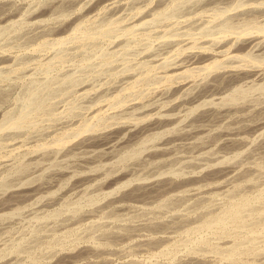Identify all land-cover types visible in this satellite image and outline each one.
Wrapping results in <instances>:
<instances>
[{"label":"rangeland","instance_id":"obj_1","mask_svg":"<svg viewBox=\"0 0 264 264\" xmlns=\"http://www.w3.org/2000/svg\"><path fill=\"white\" fill-rule=\"evenodd\" d=\"M118 1L0 0V264H264V0ZM214 58L226 68L198 70ZM178 62L192 76L168 80ZM209 106L230 112L198 121L217 136L190 147L178 137ZM230 128L246 143H223Z\"/></svg>","mask_w":264,"mask_h":264},{"label":"bare ground","instance_id":"obj_2","mask_svg":"<svg viewBox=\"0 0 264 264\" xmlns=\"http://www.w3.org/2000/svg\"><path fill=\"white\" fill-rule=\"evenodd\" d=\"M70 1H71V0H70ZM239 1H240V0H239ZM114 2H116V0H114ZM118 2H119V1L117 0V4H118ZM240 2L243 3L242 1H240ZM240 2H239V4H240ZM66 3H67V2H66ZM245 3H247V2L245 1ZM245 3H244V5H246ZM256 3H257V2H256ZM108 4L111 5L110 3H108ZM108 4H107V6H109ZM177 4H178V3H177ZM258 4H259V2H258ZM261 4H263V3H260V4H259L260 7H261ZM52 5H53L52 7L54 8V4H52ZM55 5H56V4H55ZM113 5H114V3L112 2V6H113ZM174 5H176V4L174 3L173 6H174ZM253 5H254V4H253ZM256 5H257V4H256ZM105 6H106V5H105ZM239 6H241V5H239ZM52 7H51V8H52ZM242 7H243V6H242ZM242 7H241V8H242ZM257 7H258V6H257ZM58 8H59V7H58ZM58 8H57V10H58ZM109 8H110V6H109ZM173 8H174V7H173ZM250 8H252V7H249V9H250ZM59 9H60V8H59ZM232 9H233V8H232ZM247 9H248V8H247ZM249 9H248V10H249ZM253 9H255V8L253 7ZM253 9H252V11H253ZM115 10H117V9H114V11H115ZM229 10H230V9H229ZM241 10H242V9H241ZM245 10H246V9H245ZM245 10H244V11H245ZM250 10H251V9H250ZM250 10H249V11H250ZM263 10H264V9H263ZM114 11H113V12H114ZM246 11H247V10H246ZM246 11H245V12H246ZM258 11H259V10H258ZM261 11H262V8H261ZM261 11H259V12H261ZM111 12H112V11H111ZM226 12H227V10H226ZM239 12H240V10H239ZM245 12H243V14H244ZM256 12H257V11H256ZM253 13L255 14V10L253 11ZM155 14H156V13H155ZM161 14H162V13H161ZM227 14H228V13H227ZM232 14H233V13H232ZM235 14H236V12H235ZM235 14H234V15H235ZM238 14H239V13H237L236 16H237V17H238V16L240 17L241 15H238ZM240 14H241V13H240ZM247 14H249V13H247ZM251 14H252V13H251ZM257 14H258V12H257ZM257 14H256V15H257ZM259 14H261V13H259ZM262 14H264V13H262ZM224 15H226V14H224ZM229 15H230V12H229L228 16H229ZM234 15H233V16H234ZM245 15H246V14H245ZM245 15H243L244 17L242 16V19L244 18V20H245L246 17H247V18H252V17H251L252 15H251V16L249 15V17H248L247 15H246V17H245ZM256 15H255L252 19H254L255 17H257ZM230 16H231V15H230ZM233 16H232V17H233ZM236 16H235V17H236ZM259 16H260V15H259ZM262 16L264 17V15H262ZM239 17H238V18H239ZM260 17H261V16H260ZM226 18L228 19L227 16H226ZM226 18H225V20H226ZM233 18H234V17H233ZM233 18L231 19V17H230L231 20H229V23H232ZM257 18H258V17H257ZM223 19H224V18H223ZM223 19H222V20H223ZM236 19H237V18H236ZM258 19H259V18H258ZM263 19H264V18H263ZM114 20H115V19H114ZM219 20H220V19H219ZM239 20H240V19H239ZM111 21H112V20H111ZM111 21H110V22H111ZM220 21H221V20H220ZM230 21H231V22H230ZM241 21H242V20H241ZM252 21H253V20H252ZM117 22H118V21H117ZM222 22H228V21H224V20H223ZM242 22H243V21H242ZM250 22H251V21H250ZM255 22H257V21L255 20ZM262 22H263V21H262ZM262 22H261V24H262ZM113 23H114V22H113ZM115 23H116V20H115ZM217 23H218V22H217ZM217 23H216V24H217ZM245 23H246V22H245ZM251 23H252V24L248 23V24L250 25V27H251V25H253V22H251ZM38 24H39V23H38ZM109 24H110V26L112 25L111 27L114 26V25L111 24V23H109ZM144 24H145V22H144ZM212 24H215V22L212 23ZM212 24H211V25H212ZM218 24H219V23H218ZM221 24H222V23H221ZM224 24H225V23H224ZM224 24H223V25H224ZM211 25H210V26H211ZM230 25H233V24H230ZM249 25H246V26L249 27ZM254 25H255V24H254ZM262 25H263V24H262ZM106 26H108V25H106ZM106 26H105V27H106ZM116 26H118V25H116ZM133 26H135V25H133ZM207 26H208V25H207ZM220 26H222V25H220ZM243 26H244V25H243ZM263 26H264V25H263ZM125 27H127V25H125ZM128 27H130V26H128ZM213 27H214V26H213ZM222 27H223V26H222ZM231 27H232V26H231ZM231 27H230V28H229V27L227 28V29H229V30H228L229 32L232 31V30H230V29H232ZM244 27H245V26H244ZM244 27H242V28H244ZM250 27H249V28H250ZM255 27H256V26H255ZM257 27H258V26H257ZM257 27H256V28H257ZM41 28H42V27H41ZM106 28H107V27H106ZM109 28H110V27L108 26V29H109ZM113 28H114V27H113ZM217 28H218V27H217ZM245 28H247V27H245ZM259 28H260V27H259ZM115 29H116V27H115ZM124 29H125V28H123V30H124ZM128 29H129V28H128ZM211 29H213V28H211ZM227 29H226V31H224V30L221 31V29H219V30H220V31H219V30L216 29V32L218 31V34H219V35H222V34H220V33L223 32V31H224V33L227 32V34H229L228 31H227ZM247 29H248V28H247ZM253 29L255 30L254 27H253ZM101 30H102V29H101ZM104 30H105V29H104ZM200 30H201V29H200ZM243 30H244V29H243ZM250 30H251V29H250ZM262 30H263V29H262V27H261V32L264 31V30H263V31H262ZM110 31H113V29H112V30L109 29V33H110ZM131 31H132V30H131ZM209 31H210V30H209ZM213 31H214V30H212V31H210V32H213ZM240 31H241V30H240ZM240 31H238V32H240ZM245 31H246V29H245ZM257 31H259V30H257ZM98 32H99V31H98ZM104 32H105V31H104ZM104 32H103V30H102V34H103ZM106 32H108V31H106ZM106 32H105V33H106ZM123 32H124V31H123ZM125 32H126V30H125ZM125 32H124V33H125ZM251 32H252V31H251ZM74 33H75V32H74ZM85 33H86V32H85ZM93 33H94V32H93ZM93 33H92V34H93ZM99 33H100V32H99ZM245 33H247V32H245ZM255 33H256V32H255ZM255 33H254V34H255ZM106 34H107V33H106ZM125 34H126V33H125ZM146 34H147V33H146ZM207 34H208V31H207ZM213 34H214V37L212 36L213 38L210 36V39H211V40H212V39H215V35H216V34H215V31L213 32ZM231 34L233 35V32H232ZM235 34H236V36L239 35V34H237L236 32H235ZM235 34H234V36H235ZM241 34H244V33L241 31ZM241 34H240V35H241ZM257 34H258V33H257ZM259 34H260V32H259ZM69 35H70V34H69ZM69 35H68V36H69ZM71 35H72V33H71ZM89 35H91V34L89 33ZM89 35H86V37L89 36ZM96 35H97V34H96ZM98 35H99V34H98ZM100 35H101V33H100ZM199 35H200V34H199ZM205 35H206V33H205ZM229 35H230V34H229ZM246 35H247V34H245V36H246ZM250 35H252V33L249 34L248 36H250ZM262 35H263V33H262ZM66 36H67V35H66ZM66 36H65V37H66ZM76 36H77V35H76ZM83 36H84V37H83ZM83 36H82V38H85V34H84ZM200 36H201V35H200ZM223 36H224V35H223ZM236 36H235L234 38H236ZM241 36H243V35H241ZM248 36H246V38H245V37H244V38L247 39ZM253 36H254V37H252V36L249 37L250 39H248V40H249L250 42L253 41V40H255V36H257V35L255 34V35H253ZM65 37H63V39H64ZM72 37H73V36H72ZM89 37H91V36H89ZM93 37H94V36H93ZM93 37H92V38H93ZM193 37H194V36H193ZM197 37H198V36H197ZM208 37H209V35H208ZM217 37H218V36H216V38H217ZM224 37H225V36H224ZM258 37H259V36H258ZM258 37H256V38H258ZM263 37H264V36H263ZM263 37L261 36V38H263ZM61 38H62V37H61ZM68 38H69V37H68ZM68 38H67V39H68ZM73 38H76V37H73ZM82 38H81V39H82ZM221 38H222V36H221ZM221 38H220V39H221ZM225 38H226V37H225ZM237 38L239 39V37H237ZM261 38H260V40L262 41V43H264V42H263L264 40H262ZM67 39H66V40H67ZM69 39H70V38H69ZM86 39H88V37H87ZM86 39H85V40H86ZM94 39H95V38H94ZM166 39H168V38H166ZM187 39H188V38H187ZM187 39H186V40H187ZM192 39H193V38H192ZM199 39H200V38H199ZM217 39H219V37H218ZM217 39H216V42H217ZM223 39H224V38H222V40H223ZM227 39H228V37H227ZM240 39H241V38H240ZM240 39H239V40H240ZM75 40H77V38H76ZM92 40H93V39H92ZM204 40H205V39H204ZM228 40H229V39H228ZM232 40H233V39H232ZM242 40H243V39H241V42H242ZM260 40H259V41H260ZM63 41H64V40H63ZM71 41H72V40H71ZM174 41H175V40H174ZM208 41H209V39H208ZM219 41H220V40H219ZM234 41H236V40H234ZM55 42H56V41H55ZM58 42H59V43H57V45L61 44V43H60L61 40L59 41V38H58ZM68 42H69V41H68ZM168 42H169V41H168ZM176 42H177V41H176ZM183 42H184V41H183ZM195 42H196V41H195ZM195 42L192 43L194 46H195ZM197 42H198V40H197ZM205 42H206V41H205ZM212 42H213V40H212ZM214 42H215V40H214ZM220 42H221V41H220ZM228 42H229V41H228ZM228 42H227V43L225 42V44L223 43L224 46L227 45ZM244 42H245V40H244ZM250 42H249V44L252 43V42H251V43H250ZM255 42H256V40H255ZM255 42H254V43H255ZM257 42H258V40H257ZM42 43H43V42H42ZM169 43H170V42H169ZM171 43H174V42H171ZM185 43H186V42H185ZM200 43H201V42H200ZM206 43H207V42H206ZM209 43H210V41H209ZM245 43H246V42H245ZM260 43H261V42H260ZM262 43H261V44H262ZM192 44H191V45H192ZM196 44H197V43H196ZM204 44H205V43H204ZM204 44H203V47H205ZM211 44H212V43H211ZM213 44H215V43H213ZM219 44H220V43H219ZM233 44H234V42H233ZM246 44H247V43H246ZM249 44H248V45H249ZM258 44H259V43H258ZM258 44H257V46H258ZM261 44H259V46H260ZM187 45H189V44H187ZM187 45H186V46H187ZM228 45H229V44H228ZM248 45H247V47H248ZM255 45H256V43H255ZM198 46H199V45H198ZM207 46H208V45H207ZM212 46H213V45H212ZM219 46H220V45H219ZM245 46H246V45H245ZM251 46H253V43H252ZM180 47H181V46H180ZM187 47H188V49H191V47L193 48V46H191L190 48H189V46H187ZM199 47H201V45H200ZM203 47H202V49H203ZM217 47H218V46H217ZM221 47H222V46H221ZM227 47H229V46H227ZM241 47H242V45H241ZM249 47H250V45H249ZM261 47H263V45H261ZM177 48H179V47H177ZM177 48H176V51H177ZM208 48H210V47H208ZM211 48H212V47H211ZM214 48H216V47H214ZM222 48H223V47H222ZM182 49H183V47H182ZM184 49H185V47H184ZM184 49H183V50H184ZM186 49H187V48H186ZM199 49H201V48H198L197 51H199ZM212 49H213V48H212ZM216 49H217V48H216ZM224 49H225V48H224ZM241 49H242V48H241ZM250 49H251V48H250ZM252 49H253V47H252ZM255 49H257V48H255ZM205 50H207V48H205ZM228 50H230V49H228ZM228 50H226V51L228 52ZM176 51H175V52H176ZM178 51H180V49H179ZM178 51L176 52L177 55H178V53H180V52H178ZM184 51H185V50H184ZM207 51H208V50H207ZM209 51H210V50H209ZM213 51H214V50H213ZM218 51H219V50H217V52H218ZM248 51H249V50H248ZM202 52H203V51H202ZM202 52H201V53H202ZM205 52H206V51H205ZM211 52H212V51H211ZM219 52H220V51H219ZM250 52H251V51H250ZM176 53H175V57H177V56H176ZM181 53H182V50H181ZM181 53H180V54H181ZM184 53H185V52H184ZM195 53H196V52H195ZM197 53H198V52H197ZM209 53H210V52H209ZM244 53L246 54V52H244ZM247 53H249V52H247ZM180 54L178 55V57H180ZM186 54H187V53H186ZM192 54H193V52H192ZM213 54H215V53H213ZM222 54H223V52H222ZM224 54H225V52H224ZM224 54H223V55H224ZM226 54H228V53H226ZM229 54H230V53H229ZM234 54H235V53H232V55H234ZM236 54H238V53H236ZM198 55H200V53H198ZM198 55H197V56H198ZM202 55H203V54H201V56H202ZM238 55H239V54H238ZM238 55H237V56H238ZM240 55L242 56V54H240ZM240 55H239V56H240ZM182 56H183V55H182ZM205 56H207V55L205 54ZM208 56H209V55H208ZM210 56H213V55H211V53H210ZM210 56H209V57H210ZM224 56H225V55H224ZM244 56H245V55H244ZM246 56H247V55H246ZM246 56H245L244 58H246V61H247V57H246ZM194 57H195V56H194ZM203 57H204V56H203ZM203 57H202L201 59H204ZM226 57H227V56H226ZM230 57H231V55H230ZM170 58H171V57H170ZM210 58H213V57H210ZM233 58H234V57H233ZM240 58H241V57H240ZM167 59H168V58H167ZM181 59H183V58H181ZM186 59H188V57H187ZM186 59H184V60L186 61ZM190 59H191V61L193 60V59H192V56H191ZM194 59H195V58H194ZM214 59H215V58H214ZM172 60H174V59H172ZM178 60H179V59H178ZM178 60H176V61H178ZM184 60H183V61H184ZM204 60H205V59H204ZM206 60H207V58H206ZM217 60H218V59H217ZM217 60L215 59V60L212 61V59H211V62H210V63L207 62L208 64L206 63V64H204V66L202 65L201 67L198 68V70H205V71L208 70V72H209V70L212 69L213 67L215 68V66H216V68L218 67L217 69L219 70V68H221L222 66L219 67V66H220L219 64H221V63H220L219 61H217ZM229 60H231V59H229ZM233 60H236V59H233ZM179 61H180V60H179ZM187 61H188V60H187ZM191 61L189 60L188 62H191ZM196 61L199 62L198 60H196ZM196 61H192L191 63L196 62ZM200 61H201V60H200ZM202 61H203V60H202ZM220 61L222 62V59H221ZM224 61H225V60H224ZM224 61H223V62H224ZM249 61H250V60H249ZM249 61H248V62H249ZM253 61H254V59H253ZM253 61H252V62H253ZM261 61H262V60H261ZM174 62H175V61H174ZM223 62H222L221 65H223V67H225V66H226V65L224 66L225 62H224V63H223ZM256 62H257V61H256ZM258 62H259V61H258ZM169 63H170V62H169ZM172 63H173V62H172ZM176 63H177V62H176ZM178 63H179V62H178ZM183 63H184V62H183ZM233 63H234V62H233ZM173 64H174V63H173ZM173 64H172V67H173V68H172V72H173V73L171 72V69H170L169 76H167V77H168V80H169V78L174 77V75H177L178 77H179V76H184V77L186 76V77H187V76L191 75V70H192V69L189 70L191 67H190L189 69H188V68H187V69H186V68L184 69L183 67H185V65H183L182 63L176 64V65H173ZM226 64H227L228 67H229L232 63L230 64V63L227 61ZM229 64H230V65H229ZM257 64H258V63H257ZM261 64H262V63H261ZM237 65H239V64H237ZM186 66H187V65H186ZM196 66H197V65H196ZM198 66H199V65H198ZM231 66H232V65H231ZM239 66H240V65H239ZM250 66H252V65H250ZM254 66H255V63H254ZM169 67H171V65H170ZM169 67H168V71H169ZM228 67H227V68H228ZM233 67H234V66H233ZM259 67H260V66H259ZM262 67H263V66H262ZM194 68H195V66H194ZM225 68H226V67H225ZM237 68H238V67H237ZM237 68H236V69H237ZM251 68H252V67H251ZM253 68H254V67H253ZM228 69H229V68H228ZM233 69L235 70V68H233ZM241 69H242V68H241ZM260 69H261V68H260ZM166 70H167V69H166ZM166 70H165V75H166V74L168 75V73H166V72H167ZM214 70H215V69H214ZM222 70H223V69H222ZM238 70H239V69H238ZM242 70H243V69H242ZM252 70H253V69H252ZM255 70H256V69H255ZM258 70H259V69H258ZM223 71H224V70H223ZM228 71H229V70H228ZM197 72H198V71H197ZM202 72H203V71H202ZM202 72H200L201 75H202ZM217 72H220V71H217ZM225 72L227 73V75L229 74V72H227V70H226ZM252 72H253V71H252ZM256 72H257V71H256ZM170 73H172V74H170ZM193 73H194V72H193ZM200 73H199V74H200ZM215 73H216V72H215ZM221 73H222V72H221ZM223 73H224V72H223ZM234 73H235V71H234ZM246 73H247V72H246ZM249 73H251V72L249 71ZM254 73H255V71H254ZM254 73H253V74H254ZM194 74H195V73H194ZM216 74H217V73H216ZM216 74H215V76H216ZM235 74H237V71H236ZM235 74H234V75H235ZM238 74H239V72H238ZM130 75H131V74H130ZM163 75H164V73L162 74V76H163ZM165 75H164V76H165ZM196 75H197V74H196ZM207 75H209V74H207ZM212 75H213V74H212ZM218 75H220V74L218 73ZM218 75H217L216 77H220V76H221V75H220V76H218ZM229 75H230V74H229ZM232 75H233V71H232L231 76H232ZM248 75H249V74H248ZM158 76H160V75H158ZM158 76H157V77H158ZM191 76H192V75H191ZM205 76H206V75H205ZM213 76H214V75H213ZM223 76H224V74H223ZM225 76H226V74H225ZM225 76H224V78L221 76V77H222V78L220 77L221 79H220V78L217 79V78L215 77L216 80H215V79L212 80V84H211V85H213V86H219V85H220V86H221V84H219V83L223 82V79H225ZM231 76H229V77H231ZM236 76H237V78H238V75L232 76V77H233V79H232L233 81L236 80V79H234V78H236ZM239 76H240V75H239ZM129 77H130V76H129ZM154 77H155V76H154ZM178 77H177V78H178ZM193 77H194V76H193ZM202 77H203V76H202ZM206 77H207V76H206ZM229 77H228V78H229ZM155 78H156V77H155ZM162 78H163V77H162ZM179 78H182V77H179ZM195 78H196V77H195ZM200 78H201V77H200ZM204 78H205V77H204ZM213 78H214V77H213ZM228 78H227V79H228ZM240 78H241V77H240ZM132 79H133V78H132ZM149 79H150V78H149ZM156 79H158V78H156ZM156 79H154V80H156ZM163 79H165V78H163ZM163 79L160 78V80H162V82H164V81L166 82V81H167V78H166V80H164V81H163ZM175 79H176V78H175ZM185 79H186V78H185ZM187 79H188V77H187ZM154 80H153V81H154ZM177 80H178V79H177ZM191 80H192V78H191ZM202 80H203V78H202ZM206 80H207V79H205V81H206ZM225 80H226V79H225ZM225 80H224V82H225ZM228 80L230 81L231 79H228ZM132 81H133V80H132ZM132 81H130V83H131ZM134 81H136V80H134ZM194 81H195V80H194ZM205 81H203V82H205ZM207 81H208V80H207ZM213 81H215V82L213 83ZM229 81H228V83H229ZM158 82H159V79H158ZM158 82H157V83H158ZM162 82H161V83H162ZM171 82H173V81L171 80ZM171 82H169L170 85H172ZM201 82H202V81H201ZM203 82H202V83H203ZM132 83L135 84L134 82H132ZM154 83H156V82H154ZM169 83H168V85H169ZM187 83H188V82H187ZM210 83H211V82H210ZM228 83H227V84H228ZM230 83H231V82H230ZM144 84H145V83H144ZM158 84H159V83H158ZM158 84H157V85H158ZM164 84H165V83H164ZM180 84H181V87H184L183 85H186V84L181 83V82H180ZM194 84H195V83H194ZM218 84H219V85H218ZM225 84H226V82H225ZM227 84H226V85H227ZM165 85H166V84H165ZM187 85H188V84H187ZM191 85H192V84H191ZM197 85H198V84H197ZM197 85H196V86H197ZM207 85H208V84H207ZM131 86H133V85H130V87H131ZM176 86H177V85H176ZM193 86H194V85H193ZM196 86H195V87H196ZM170 87H171V86H170ZM190 87H191V86H190ZM205 87H206V86H205ZM261 87H263V86H261ZM132 88H134V87H132ZM147 88H148V87H147ZM168 88H169V87H168ZM184 88H185V87H184ZM238 88H239V87H238ZM127 89H128V87H127ZM127 89H124V90H127ZM137 89H138V88H137ZM195 89H196V88H195ZM195 89H194V90H195ZM128 90H129V89H128ZM132 90H133V89H132ZM187 90H188V89H187ZM189 90H190V89H189ZM197 90H198V89H197ZM201 90L203 91V89H201ZM208 90H210V89H208ZM239 90H240V92H241V89H239ZM122 91H123V90H122ZM136 91H137V90H136ZM136 91H133V92H135V94H136ZM138 91H139V90H138ZM165 91H166V90H165ZM178 91H179V90H178ZM192 91H193V90H192ZM204 91H205V90H204ZM234 91H235V90H234ZM236 91H237V90H236ZM86 92H88V91H86ZM86 92H85V93H86ZM89 92H90V91H89ZM120 92H121V89H120V91L118 92V94H119ZM131 92H132V91H131ZM133 92L130 93V94L133 95V94H134ZM166 92H167V91H166ZM207 92H208V91H207ZM85 93L83 92V94H85ZM116 93H117V92H116ZM123 93H124V92H123ZM127 93H128V92H127ZM127 93H126V94H127ZM180 93H181V92H180ZM182 93H183V92H182ZM198 93H200V90H198ZM124 94H125V93H124ZM130 94H129V96H130ZM138 94H139V92H138ZM174 94H175V93H174ZM178 94H179V93H178ZM206 94H207V93H206ZM224 94H225V93H224ZM228 94H229V93H228ZM233 94H234V93H233ZM238 94H239V91H238ZM85 95H86V94H85ZM121 95H122V94H121ZM127 95H128V94H127ZM140 95H141V94H140ZM200 95H201V94H200ZM200 95H199V96H200ZM204 95H205V94H204ZM230 95H231V94H230ZM235 95H236V93H235ZM116 96H117V95H116ZM124 96H125V95H124ZM125 97H126V96H125ZM130 97H131V96H130ZM134 97H137V95H135ZM182 97H184V96H182ZM191 97H193V96H191ZM191 97L187 99V100H189V103H190V102L192 103V102L194 101V99H195L194 97H193V98H191ZM227 97H228L227 99H232V97L229 96V95H228ZM233 97H234V95H233ZM122 98H123V97H122ZM127 98H128V97H127ZM132 98H133V96H132ZM219 98H220V97H219ZM223 98H226V97L223 96ZM123 99H124V98H123ZM128 99H129V98H128ZM215 99H216V98H215ZM217 99H218V98H217ZM217 99H216V100H217ZM114 100H115V98H114ZM187 100H186V102H187ZM211 100H212V99H211ZM211 100H210V101H211ZM112 101H113V100H112ZM123 101H124V100H123ZM202 101H203V100H202ZM208 101H209V100H207V102H208ZM210 101H209V102H210ZM214 101H215V100H214ZM219 101H220V100H219ZM229 101H230V100H229ZM231 101H232V100H231ZM234 101H235V100H234ZM236 101H237V100H236ZM221 102H224V101H221ZM191 103H190V104H191ZM203 103H205V102H203ZM219 103H220V102H219ZM224 103H225V102H224ZM214 104H215V103L213 102V107L215 106ZM220 104H221V103H220ZM222 104H223V103H222ZM222 104H221L220 107H222ZM232 104H233V103H232ZM235 104H236V102H235ZM235 104H233V105H235ZM97 105H98V104H97ZM99 105H100V104H99ZM202 105H203V104H202ZM205 105H206V104H205ZM209 105H210V104H209ZM243 105H244V104H243ZM101 106H102V105H101ZM195 106H196V105H195ZM198 106H199V108L202 107V106H200L199 104H198ZM207 106H208V105H207ZM210 106H211V105H210ZM210 106H209V107H210ZM224 106H226V105L224 104ZM235 106H236V105H235ZM235 106H234V107H235ZM248 106H249V105H248ZM102 107H104V104H103ZM125 107H126V106H125ZM130 107H131V106H130ZM204 107H205V106H204ZM209 107H207L208 109L205 108V111L200 110V111H202V112H201V113H197L198 116L196 115L197 117L195 116L196 118H194V119L191 121L192 123L190 122V124H189V125H190V128L188 127L187 130L184 129V132L181 131L183 135L180 133L181 136L178 137V138H187V139H189V143H188V144H189L190 147L198 148V147H197V144H198V143H196V140H197V139L199 140V138H196V137H197V136H198V137H199V136H202V135L204 134V132L206 131V130H205V131L202 133V128H200V129H201V131H200V129L198 128V127H200V126H199V123H197L198 121L201 122V121H206L207 119L210 120V119H212V117L215 118V116H218V115H220V117H219V116H218V117L221 118V117L223 116V114L225 115V112H226V111H224V112H221L222 110L220 111V109H222L223 107L220 108L219 110H218V108H216V107H215L216 110H215V108H214V109H213V108L211 109V107H210V109H209ZM218 107H219V106H218ZM263 107H264V106H263ZM195 108H196V107H195ZM195 108H194V109H195ZM199 108H198V109H199ZM95 109H96V108H95ZM100 109H101V108H100ZM105 109H106V108H105ZM225 109H226V108H225ZM225 109H223V110H225ZM242 109H243V107H242ZM257 109H259V108H257ZM257 109H256V111H257ZM262 109H264V108H262ZM103 110H104V109H103ZM196 110H197V108H196ZM196 110H193V111L195 112ZM203 110H204V109H203ZM226 110H229V109H226ZM232 110H233V109H232ZM251 111H252V110H251ZM259 111H261V110L259 109ZM262 111L264 112V110H262ZM227 112H230V111H227ZM227 112H226V114H227ZM257 112H258V111H257ZM257 112H255V113H257ZM100 113H102V112H100ZM260 113H261V112H260ZM97 114H99V112H98ZM97 114H96V115H97ZM228 114H229V113H228ZM253 114H254V111H253ZM25 115H26V114H25ZM99 115H102V114H99ZM258 115H259V112H258ZM18 116H19V115H18ZM18 116H17V117H18ZM25 117H26V116H25ZM261 117H262V116H261ZM113 118H114V117H113ZM113 118H112V119H113ZM137 118H138V117H137ZM13 119H14V118H13ZM15 120H16V119H15ZM110 120H111V119H110ZM131 120H132V119H131ZM137 120H139V119H137ZM23 121H24V120H23ZM111 121H112V120H111ZM115 121H116V120H115ZM140 121H141V120H140ZM167 121H168V120H167ZM234 121H236V120L233 119V123H234ZM10 122H11V121H10ZM12 122H13V121H12ZM104 122H105V121H104ZM108 122H109V121H108ZM229 122H230V121H229ZM14 123H15V122H14ZM18 123H21V122L18 121ZM22 123L24 124L25 122H22ZM105 123H106V122H105ZM120 123H122V122H119V124H120ZM124 123H125V122H124ZM126 123H127V122H126ZM196 123H197L198 125H196ZM231 123H232V122H231ZM7 124H9V123H7ZM10 124H11V123H10ZM10 124H9V126H10L9 128L12 129ZM89 124H90V123H89ZM89 124H85V125L82 124L83 126L80 128V130H81V131H84V130H86V131H87V130L90 131L89 129H91V125L89 126ZM107 124H108V123H107ZM107 124H106V125H107ZM113 124H115V122H114ZM135 124H136V123H135ZM1 125H2V123H1ZM1 125H0V126H1ZM13 125H14V124H13ZM15 125H16V124H15ZM18 125H21V124H18ZM108 125H109V124H108ZM108 125H107V126H108ZM110 125H112L111 122H110ZM191 125H192V126H191ZM226 125H227V124H226ZM240 125H241V124H240ZM242 125H243V124H242ZM246 125H247V124H246ZM100 126L102 127V125H100ZM103 126L105 127V125H103ZM187 126H188V125H187ZM197 126H198V127H197ZM243 126H244V125H243ZM243 126H240V127H243ZM4 127H6V125H5ZM4 127L1 126L0 129H2V128H4ZM7 127H8V125H7ZM7 127H6V128H7ZM15 127H17V126H15ZM19 127H20V126H19ZM21 127H23V125H22ZM196 127H197L198 129H197ZM227 127H229V125H228ZM230 127H231V126H230ZM234 127H235V126H234ZM102 128H103V127H102ZM192 128H196V129H192ZM231 128H232V127H231ZM231 128H230V130L227 129V130H229L230 132H227V131L224 132V133H226V134L223 135L224 137L222 136V132L224 131V129H223L222 132H221V130H218V131H220L221 133L218 132V131H215V132L218 133V136H222V137H223V143H225V144H232V143H234V144H241V143H246V140H245L244 137H242V136H238V133H235V132H234V131H236V130H237V132H238L237 127H235V128H234L235 130L233 129L234 131H232V132H231V130H232ZM20 129H21V128H20ZM22 129H23V128H22ZM22 129H21V130H22ZM99 129H100V128H99ZM2 130H3V129H2ZM2 130H0V131H2ZM73 130H74V129H73ZM91 130H92V129H91ZM96 130H97V129H96ZM225 130H226V129H225ZM93 131H95V130H93ZM263 131H264V130H263ZM65 132H66V131H65ZM95 132H96V131H95ZM79 133H80V132H79ZM199 133H200V134H199ZM219 133H220L221 135H219ZM201 134H202V135H201ZM205 134H206V136H205V135H204V136L207 137L208 130H207V133L205 132ZM210 134H211V133H210ZM260 134H261V133H260ZM213 136L216 137L217 135L214 134ZM213 136H212V135H211V136L209 135V137H210L211 139L214 138ZM205 137H202V138H205ZM209 137H207V138H209ZM212 137H213V138H212ZM261 137H262V136H261ZM194 138H196V140H194ZM202 138H200V139H202ZM210 138H209V139H210ZM217 138H218V137H217ZM219 138H220V137H219ZM176 139H177V138H176ZM211 139H210V140H211ZM263 139H264V138H263ZM53 140H55V139H53ZM177 140H178V139H177ZM184 140H185V139H184ZM205 140H206V138H205ZM207 140H208V139H207ZM55 142H56V141H55ZM58 142H59V141H58ZM82 142H83V141H82ZM167 142H168V141H167ZM167 142H165V143H167ZM186 142H187V141H186ZM201 142H202V141H201ZM53 143H54V142H53ZM61 143H62V142H61ZM80 143H81V142H80ZM162 143H163V142H162ZM165 143H164V145H167V144H165ZM178 143H179V142H178ZM178 143H176V144H178ZM202 143H203V142H202ZM202 143H201V145H200V144H198V145L203 146L205 142H204L203 144H202ZM55 144H56V143H55ZM59 144H60V142H59ZM59 144H58V145H59ZM63 144H64V143H63ZM182 144H183V143H182ZM188 144H187V145H188ZM207 144H208V143H207ZM262 144H263V143H262ZM162 145H163V144H161V146H162ZM195 145H196V146H195ZM205 145H206V144H205ZM42 146L44 147V145H42ZM46 146H47V145H46ZM56 146H57V145H56ZM59 146H61V145H59ZM261 146H262V145H261ZM40 147H41V146H40ZM43 147H42V148H43ZM163 147H164V146H163ZM163 147L160 148V150L162 149L163 151H166V150H167L166 148H168V147H166V148H163ZM44 148H45V147H44ZM176 148H177V147H176ZM195 148H194V149H195ZM200 148H204V146H203V147H200ZM205 148H208V147H205ZM165 149H166V150H165ZM198 149H199V148H198ZM208 149H209V148H208ZM208 149H207V151H208ZM200 150H202V149H200ZM163 151H160V153H162ZM249 151H250V150H249ZM166 152H169V149H168V151H166ZM43 153H44V152H43ZM152 153H153V152H152ZM46 154H47V153H46ZM228 158H230V157H228ZM231 159H232V158H231ZM231 164H232V163H231ZM232 165H233V164H232ZM228 167H231V165H230V166L227 165V168L225 169L226 174H229V173H231V172H233V171L235 170V169H234L235 167H233V166H232L231 168H228ZM244 169H245V168H244ZM240 170H241V169H240ZM242 170H243V169H242ZM223 171H224V170H223ZM245 171H246V170H245ZM240 172H241V171H240ZM243 172H244V171H243ZM242 174H243V173H242ZM246 174H247V173H246ZM237 175H239V177H241V176H240L241 173H239V171H238V172H235V173L233 174L235 180H236L235 176L237 177ZM233 176L231 175L232 180H233ZM243 176L246 177L245 174H244ZM239 177H237V179H238ZM228 178H229V177H228ZM228 178H227V179H228ZM165 179H167V178H165ZM169 180H170V179H169ZM230 180H231V179H230ZM156 181H157V180H156ZM223 181H224V180H223ZM154 182H155V181H154ZM155 183H156V182H155ZM227 183H228V181H227ZM239 183H240V182H239ZM221 184H223V183H221ZM224 184H225V183H224ZM224 184H223V185H224ZM217 185H218V184H216V187L218 188L220 185H219V186H217ZM223 185H222V186H223ZM136 186H137V185H136ZM235 186H236V185H235ZM237 186H238V188L241 187L239 184H237ZM223 187H224V186H223ZM191 188H192V187H191ZM191 188H190V189H191ZM194 188H195V187H194ZM198 188H201V187L199 186ZM235 188L237 189V187H234L233 190H235ZM137 189H138V188H137ZM190 189H188V190H190ZM214 189H215V188H214ZM154 190H155V189H154ZM157 190H158V189H157ZM185 190H186V189H185ZM197 190H199V189H197ZM130 191H131V190H130ZM144 191H145V190H144ZM195 191H196V189H195ZM205 191H206V190H205ZM139 192H140V191H139ZM197 192H198V191H197ZM206 192H207V191H206ZM136 193H137V192H136ZM146 193H147V192H146ZM173 195H174V194H172V195H170V196L174 197L175 195L178 196V195H180V194H175L174 196H173ZM11 196H12V195H11ZM176 196H175V197H176ZM181 196H183V194H182ZM172 197H171V198H172ZM175 197H174V198H175ZM178 197H180V196H178ZM178 197H177V199H178ZM183 197H184V196H183ZM168 198H169V197H168ZM168 198H167V199H168ZM169 199H170V198H169ZM181 199H182V198H181ZM181 199L179 198V199L177 200V202H178L179 200H181ZM242 199H243L244 201L237 200V199H236L237 202L234 201L235 204L237 203L236 206H235V204H234V206L236 207V211H237V209H238L239 207L242 208V206H243V207L245 206V204H246V199H245L244 197H243ZM172 200H173V198H172ZM201 200H202V199H201ZM175 201H176V198H175ZM168 202H169V201H168ZM177 202H176V203H177ZM170 203H171V202H170ZM172 203H174V202H172ZM231 203H232V202H231ZM232 204H233V203H232ZM230 205H231V204H230ZM237 205H238V206H237ZM245 207H246V206H245ZM245 207H244V208H245ZM233 209H234V207H233ZM226 210H228V209H226ZM238 210H239V209H238ZM241 210H242V209H241ZM243 210H244V209H243ZM236 211L232 210V208H231V209H229L227 212L229 213L228 215H230L232 218L234 217V219H235V217L237 216L236 214H237V213L240 214L238 211H237V212H236ZM227 212H226V213H227ZM182 214H183V213H182ZM260 214L263 216L264 211H263V213H260ZM174 215H175V214H174ZM225 215H226V214H225ZM235 215H236V216H235ZM178 216H179V215H178ZM262 216H261V217H262ZM170 217H171V216H170ZM179 217H180V216H179ZM238 217H239V216H238ZM176 219H177V218H176ZM216 219H217V218H216ZM221 219H222V217H221ZM230 219H231V218H230ZM234 219H231V220H234ZM174 220H175V219H174ZM218 220H220V217H219ZM231 220H230V221H231ZM179 221H180V220H179ZM182 222H183V221H182ZM236 222H237V221H236ZM162 223H163V222H162ZM165 223H166V222H165ZM168 223H169V222H168ZM171 223H172V222H171ZM165 226H166V225H165ZM160 227H161V226H160ZM128 228H129V227H128ZM129 230H130V228H129ZM107 231H108V230H107ZM118 234H119V233H118ZM113 236H114V235H113ZM247 239H249V238H247ZM252 240H253V239H252ZM252 240H251V241H252ZM151 241H152V240H151ZM235 241H236V240H235ZM238 241H239V240H238ZM243 242H244V241H243ZM253 242H254V241H253ZM247 243H248V242H247ZM237 244H238V243H237ZM249 244H250V243H249ZM245 245H246V244H245ZM230 246H231V247H230ZM230 246H228V247H230V250H229V249L227 248V246H226V249L229 251V253H228V254L226 253V254L229 255V256H231L232 254H234V253H235V250H237V252H238V249H237V248H236V249L234 248V246H235L234 244H233V245H230ZM232 246H233V247H232ZM243 246H244V245H243ZM243 246H242V247H243ZM251 247H252V246H251ZM256 247H257V246H256ZM256 247H255V248H256ZM240 248H241V247H240ZM253 248H254V247H253ZM253 248H252V249H253ZM226 249H222V250H224V252H226ZM260 249H261V248H260ZM262 249H263V248H262ZM94 250H95V248H94ZM241 250H242V249H241ZM253 250H254V249H253ZM257 250H258V249H257ZM257 250H255V251H257ZM263 250H264V249H263ZM239 251H240V250H239ZM247 251H248V250H247ZM249 251H250V250H249ZM249 251H248V252H249ZM241 252H242V251H241ZM259 252H261V251H259ZM259 252L257 251V252H255V253L260 254ZM226 254H225V255H226ZM243 254H244V253H243ZM225 255H224V256H225ZM245 255H246V254H245ZM234 256H236V255H234ZM190 257H191V256H190ZM226 257H227V256H226ZM259 257H260V256H259ZM193 258H194V257H193ZM231 258H232V257H231ZM231 258H230L229 260H231ZM233 258H234V257H233ZM263 258H264V257H263ZM225 259H226V258H225ZM237 259H238V257H237ZM233 260H234V259H233ZM235 260H236V259H235ZM260 260H261V259H260ZM186 261H187V260H186ZM231 261H232V260H231ZM262 261H263V260H262ZM181 262H182V261H181ZM189 263H190V262H189ZM193 263H195V262H193ZM232 263H233V262H232ZM239 264H240V263H239ZM248 264H249V263H248Z\"/></svg>","mask_w":264,"mask_h":264}]
</instances>
